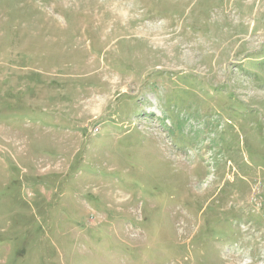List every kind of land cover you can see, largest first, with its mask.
<instances>
[{"label": "rangeland", "instance_id": "374dc122", "mask_svg": "<svg viewBox=\"0 0 264 264\" xmlns=\"http://www.w3.org/2000/svg\"><path fill=\"white\" fill-rule=\"evenodd\" d=\"M0 264H264V0H0Z\"/></svg>", "mask_w": 264, "mask_h": 264}, {"label": "bare ground", "instance_id": "6f19581e", "mask_svg": "<svg viewBox=\"0 0 264 264\" xmlns=\"http://www.w3.org/2000/svg\"><path fill=\"white\" fill-rule=\"evenodd\" d=\"M167 40V39H166Z\"/></svg>", "mask_w": 264, "mask_h": 264}]
</instances>
